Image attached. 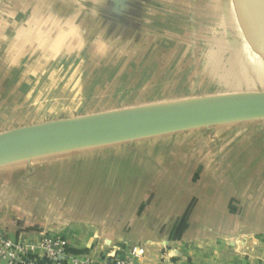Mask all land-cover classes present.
<instances>
[{
  "label": "rangeland",
  "instance_id": "374dc122",
  "mask_svg": "<svg viewBox=\"0 0 264 264\" xmlns=\"http://www.w3.org/2000/svg\"><path fill=\"white\" fill-rule=\"evenodd\" d=\"M19 36L22 44L8 50ZM24 38L34 47L20 49ZM249 95H264V59L249 44L233 0H0V136ZM244 141L264 142V115L3 161L26 163L30 205L57 202L72 240L102 241L117 226L146 249L147 240H216L213 250L235 248L244 259L243 240L252 239L256 249L263 234L220 227L245 222L244 206L217 210L211 175L217 167L230 171L228 159L236 155L229 142ZM236 150L249 165L264 151ZM227 177L216 192L233 182L241 195L250 189L246 175ZM67 247L72 256L92 259Z\"/></svg>",
  "mask_w": 264,
  "mask_h": 264
},
{
  "label": "crops",
  "instance_id": "0c3cea01",
  "mask_svg": "<svg viewBox=\"0 0 264 264\" xmlns=\"http://www.w3.org/2000/svg\"><path fill=\"white\" fill-rule=\"evenodd\" d=\"M229 145L235 150L236 155L232 157V162H229L230 158L228 159L230 171H220L219 167L211 171V175L216 177L212 184V196L215 197L213 201L217 210L228 214L237 212L235 206H244L241 212L244 213L245 222L236 218L234 224H229L227 220L220 227L247 228L262 232L261 239L256 242V249H253L252 239L243 240L245 246L243 259L241 256L238 258L235 248L222 250L219 247L216 251L213 250L211 241L216 240H147L150 242L146 243V254L134 264H247V260L250 258L253 260V257H255V264H264V151L256 152L260 160L249 165L246 157L245 159L241 156L237 157L236 150L264 149V142L259 145L254 141L229 142ZM244 154L247 156L252 154V151L249 153L244 151ZM15 161L12 159L0 162V238L7 237L13 242L23 243L37 242L44 233L53 236L62 235V238L66 239L67 248L79 247L82 251H76V253L97 261L123 258L132 246L143 241L127 240L123 230L117 226L112 228H115L111 231L112 235L104 236L102 241L72 240L75 237L70 234L68 220L66 216H61L57 202L48 200L44 204L46 208L30 205L29 190L27 186H24V183L29 180L26 175L27 165L25 162L15 163ZM213 164L220 165L219 162ZM214 170L219 171L220 174ZM242 175H246L245 181L250 186L244 195L239 194L234 187L233 183L236 184V182L228 183V189L225 192L215 191V189L219 190L217 185L225 184L223 182L226 181L225 177L228 181L231 178L237 181ZM42 196L43 204L46 195ZM104 230H109L107 225L104 226ZM64 234L69 235L68 240ZM33 257L37 262H43L39 254H33Z\"/></svg>",
  "mask_w": 264,
  "mask_h": 264
},
{
  "label": "water",
  "instance_id": "95a60500",
  "mask_svg": "<svg viewBox=\"0 0 264 264\" xmlns=\"http://www.w3.org/2000/svg\"><path fill=\"white\" fill-rule=\"evenodd\" d=\"M249 44L264 59V7L260 0H233ZM264 115V95H249L143 111L0 136V162L26 152L151 133L202 121Z\"/></svg>",
  "mask_w": 264,
  "mask_h": 264
},
{
  "label": "built area",
  "instance_id": "2783aa9c",
  "mask_svg": "<svg viewBox=\"0 0 264 264\" xmlns=\"http://www.w3.org/2000/svg\"><path fill=\"white\" fill-rule=\"evenodd\" d=\"M147 250L144 246H132L125 257L94 261L78 258L66 252V242L59 236L44 235L37 242H13L0 238V264H134ZM33 254H39L43 262H37Z\"/></svg>",
  "mask_w": 264,
  "mask_h": 264
},
{
  "label": "bare ground",
  "instance_id": "6f19581e",
  "mask_svg": "<svg viewBox=\"0 0 264 264\" xmlns=\"http://www.w3.org/2000/svg\"><path fill=\"white\" fill-rule=\"evenodd\" d=\"M260 2H261V4H262V6L264 7V0H260ZM62 3V2H61ZM60 3V4H61ZM39 6V5H38ZM37 6V7H38ZM58 20V19H57ZM42 24H44V22L42 23ZM56 26V25H55ZM61 32H64V31H61ZM62 35V34H61ZM26 36V35H25ZM65 36V35H64ZM95 36V35H94ZM99 36V35H98ZM97 37V36H96ZM26 38V37H25ZM24 38V40H23V44H24V42H26V39ZM23 39V38H22ZM16 40H18V41H15V43H14V41L12 40V42L10 43V45H9V48H8V50L10 49L11 50V48H16V47H18L20 44H22V40H21V37L19 36V37H17V39ZM74 40V39H73ZM36 42V41H35ZM66 43V42H65ZM92 44H93V42H91ZM33 45V43H25L24 44V46L22 45L21 46V48L20 49H24L25 51H26V49L28 50L30 47H34V46H32ZM54 45H59V42L58 41H55L54 42ZM63 45V44H62ZM67 45V44H66ZM83 45V44H82ZM128 45V44H127ZM127 45H125V46H127ZM93 46V45H92ZM45 48V47H44ZM19 49V48H18ZM114 50V49H113ZM139 50V49H138ZM8 53H9V51H8ZM56 54V53H55ZM52 58V57H51ZM54 60V59H53Z\"/></svg>",
  "mask_w": 264,
  "mask_h": 264
}]
</instances>
